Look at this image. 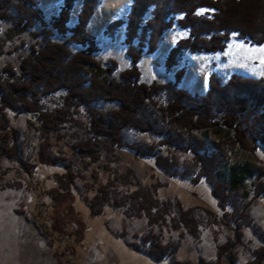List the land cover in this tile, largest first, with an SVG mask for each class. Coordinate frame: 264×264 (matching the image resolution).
<instances>
[{"label":"rangeland","instance_id":"rangeland-1","mask_svg":"<svg viewBox=\"0 0 264 264\" xmlns=\"http://www.w3.org/2000/svg\"><path fill=\"white\" fill-rule=\"evenodd\" d=\"M52 1L48 4L38 0L46 22L56 15L62 3ZM117 1L128 3L131 8L132 0ZM81 2L75 0L69 27L76 23ZM102 4L103 0L91 17ZM11 12L14 13L12 8ZM128 12L105 19L101 29L92 31L87 26L98 42L99 50L94 56L104 62L117 61L110 73L113 78H118L131 61L123 44L124 24L109 35L103 33L104 26L114 19L126 20ZM40 29L36 23L20 31L11 20L0 21V70L9 66L19 71L29 46L39 41L34 34ZM187 34L177 25L166 30L156 50L144 53L139 60L140 80L172 82L177 69L185 65L179 87L203 94L205 87L193 88L184 83L189 71L197 70L206 86L210 71L223 81L232 72L264 77V44L247 43L236 34L224 51L184 52L178 65L166 70L168 52L157 54L160 44L166 42L171 48ZM51 38L65 39L55 30ZM69 48L75 51L81 47L70 44ZM61 94L62 91L47 96L44 105L50 109L59 106ZM96 107L109 111L116 105L100 101ZM146 107L151 120L158 116L153 104L147 103ZM5 112L3 124L9 128L7 134L0 133V264H173L174 260L196 261L200 257L218 260V248L228 238L234 241L233 264H244L254 256L256 248L264 247V192H255L247 175L238 187L222 185L229 181L233 166L238 171L246 161L262 165L261 144L254 151L231 145L220 174L194 183L200 172L198 162L191 149L177 143L176 133L168 139L155 131L124 128L125 141L154 145V155L148 157L101 136L94 137L88 115L81 110L63 127L49 133L36 128L34 117L26 112L15 115L7 108ZM159 122L167 125L163 120ZM192 131L205 140L208 152L215 150L213 141L228 134L222 126ZM88 139L94 142L90 154L76 145ZM45 141L48 156L65 158L64 162L76 173L69 188H62L68 181L66 176L57 181L58 174L65 171L62 165L39 161L38 149ZM154 156L160 157L165 168L156 164ZM258 178L264 186V174ZM215 187L218 193L214 194ZM51 190L56 193L53 199L48 194ZM151 242L173 247L167 255L156 258L150 253L154 249L150 248ZM222 262L227 264L225 259ZM259 264H264V257Z\"/></svg>","mask_w":264,"mask_h":264},{"label":"trees","instance_id":"trees-1","mask_svg":"<svg viewBox=\"0 0 264 264\" xmlns=\"http://www.w3.org/2000/svg\"><path fill=\"white\" fill-rule=\"evenodd\" d=\"M100 1L82 0L76 23L69 27L75 0H62L49 22L45 21L38 0H0V21L11 20L14 28L20 31L36 23L41 27L34 34L39 41L29 46L19 71L9 66L0 70V133L7 134L9 128L3 124L6 108L15 115L19 112L30 114L34 117L33 123H37L36 128L48 133L63 127L73 114L84 111L94 137L106 138L140 156H153L154 145L125 141L124 128L145 133L155 131L168 139L176 133L177 143L191 149L198 162L200 172L194 183L200 178L220 174V166L227 161L231 145L252 151L259 144L264 146V77L232 72L223 81L221 76L210 71L206 92L198 94L179 87L185 65L177 69L172 82L165 83L157 79L149 83L141 81L139 69L143 54L156 50L162 34L174 25L188 34L171 46L164 60L166 70L177 66L184 52L224 51L234 34L247 43L264 44V0H132L126 20L114 19L103 31L109 35L124 24L123 44L127 46L131 62L119 72L118 78L110 77L117 61L104 62L94 56L99 50L98 42L87 29ZM147 14H150L148 19L145 18ZM53 30L65 39L53 40ZM70 44H78L81 48L72 51ZM2 53L0 48V55ZM61 91L59 106L50 109L44 105L47 96ZM100 101L115 103L116 107L102 111L96 107ZM147 103L153 104L158 115L152 120L146 111ZM159 120L167 125H161ZM208 126H222L228 130L226 137L213 141L215 150L211 152L207 151L205 140L192 131ZM45 143L42 142L38 149L39 161L62 165L65 171L58 174L57 181L66 176L68 181L61 187L69 188L76 173L64 162L65 158L48 156ZM93 143L88 139L76 145L90 154ZM154 157L156 164L165 168L160 157ZM232 168L230 179L222 183L223 186L238 187L247 175L255 192H264L258 178L264 174V161L262 165L246 161L238 171ZM217 191L216 187L212 189L214 194ZM48 194L55 198V191ZM233 243L228 238L219 246L218 260L200 257L196 261L174 260L173 264H223L222 259L233 264ZM152 247L150 253L161 258L170 253L173 246L162 247L151 242ZM253 254L244 264H259L264 257V247L256 248Z\"/></svg>","mask_w":264,"mask_h":264},{"label":"bare ground","instance_id":"bare-ground-1","mask_svg":"<svg viewBox=\"0 0 264 264\" xmlns=\"http://www.w3.org/2000/svg\"><path fill=\"white\" fill-rule=\"evenodd\" d=\"M49 4L53 2L52 0H46ZM129 10L128 3L118 2L117 0H103V4L100 8H98L97 12L92 16L91 23L89 24V30L94 31L98 27L101 29L103 27V22L105 19H111L113 17H117L118 15H122V13H127ZM168 46L165 44H161L159 49L156 51L157 54H165L167 52ZM146 65V62L143 63ZM147 69L150 70L149 65H146ZM184 83L186 85H190L193 88H204L206 86V82L202 81L198 75L197 70H191L188 72L186 78H184Z\"/></svg>","mask_w":264,"mask_h":264},{"label":"crops","instance_id":"crops-1","mask_svg":"<svg viewBox=\"0 0 264 264\" xmlns=\"http://www.w3.org/2000/svg\"><path fill=\"white\" fill-rule=\"evenodd\" d=\"M100 2H102V0H101ZM91 18H92V17H91ZM91 18H90V19H91ZM113 18H115V17H113ZM89 21H90V20H89ZM90 22H91V21H90ZM108 22H110V21H108ZM108 22H107V23H108ZM88 24H90V23H88ZM104 28H105V26H104ZM161 44H162V43H161ZM161 44H160V45H161ZM164 44H166V42H164ZM167 45H169V44L167 43ZM169 48H170V46H168L167 52L169 51ZM207 88H208V86H205V89H207Z\"/></svg>","mask_w":264,"mask_h":264}]
</instances>
